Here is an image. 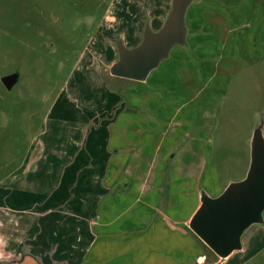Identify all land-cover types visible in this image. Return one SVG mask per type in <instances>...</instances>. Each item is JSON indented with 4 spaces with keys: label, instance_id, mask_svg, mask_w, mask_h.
<instances>
[{
    "label": "rangeland",
    "instance_id": "obj_1",
    "mask_svg": "<svg viewBox=\"0 0 264 264\" xmlns=\"http://www.w3.org/2000/svg\"><path fill=\"white\" fill-rule=\"evenodd\" d=\"M170 5L0 0V264H75L70 233L91 222L101 197L98 212L121 228L154 216L143 204L161 210L166 199L189 219L196 188L216 196L244 177L258 119L264 136V0H196L188 47H175L144 83L111 77L115 42L135 47ZM13 73L7 90L1 78ZM54 182L53 201L31 213L22 235L3 205L28 208ZM189 238L206 264L220 261L190 230ZM242 245L225 264H264V225Z\"/></svg>",
    "mask_w": 264,
    "mask_h": 264
},
{
    "label": "water",
    "instance_id": "obj_2",
    "mask_svg": "<svg viewBox=\"0 0 264 264\" xmlns=\"http://www.w3.org/2000/svg\"><path fill=\"white\" fill-rule=\"evenodd\" d=\"M196 0H171L168 14L159 29L144 26L141 41L127 48L121 40L115 42L117 60L109 66L113 78L143 83L150 73L167 60L175 47L187 46L186 14ZM19 75L1 78L11 90ZM249 161L246 173L239 181H231L216 196L198 187L199 205L188 221V229L220 261L242 251V236L254 225H264V136L258 119L248 140Z\"/></svg>",
    "mask_w": 264,
    "mask_h": 264
},
{
    "label": "crops",
    "instance_id": "obj_3",
    "mask_svg": "<svg viewBox=\"0 0 264 264\" xmlns=\"http://www.w3.org/2000/svg\"><path fill=\"white\" fill-rule=\"evenodd\" d=\"M188 13L186 14L187 29ZM188 36L189 35L187 34V43ZM226 62L228 67H230L231 63L228 61ZM73 154L74 153L71 154L70 160L67 159L66 162L62 164V167H65L70 163L75 155ZM10 177L14 178V173L10 174ZM61 182L62 181H60V183ZM60 183H52L50 188L46 189L44 193L41 194L44 196L39 197V199L36 198L37 200L32 199V203L28 208L25 207L24 209L18 210L3 205V209L10 214L9 220L7 221H17L18 224L20 223L19 226L23 228L22 235L24 231L28 233V223L31 220V213L35 209L45 206L49 201H53V198L51 199V197H53L59 190ZM19 188L20 186H10L11 191H17ZM102 189L104 190L103 186ZM151 192L152 190L147 194L148 196L151 195V197H153ZM195 193L197 209L199 205L198 188H196ZM158 198L159 196L155 197L153 200H158ZM161 199L162 198H160L159 201ZM101 202L102 197L98 201L96 214L91 218V222L80 226V228L78 227V229L72 230L70 233L72 238L69 241L70 251L74 254L75 264H206L205 255L191 252L194 250H190L192 247L190 248L191 243L189 241V230L187 226L190 218L187 219L181 215H174V213L169 210V204H167V202L170 203V201L168 199H166L165 202L166 206L161 210L156 209L155 211L150 208L152 206L143 204L149 212L155 213L154 216L145 219L142 218L139 221H128L124 228H121L122 224L114 226L113 222L108 219L109 215L106 219L105 214L101 215L98 212ZM1 208L2 206H0V209ZM41 217L48 218V215L42 214L38 216L39 220ZM118 221L119 220H115L114 222ZM124 223L125 221H123V224ZM11 226L14 227V225ZM25 228L26 230H24ZM61 228L62 227H59L60 230ZM60 230L56 231V237H59ZM16 237V235L12 234L8 239L13 242L16 240V243H18ZM16 243H13L12 245ZM6 245H8V243ZM62 246H64L63 242ZM22 249L24 250V247H22ZM3 251L4 252H0V255L8 253V250ZM14 251L15 250L11 251V253ZM51 255L52 258H57L56 253L52 252ZM25 259L26 262H24ZM33 260L34 259L31 257H24L21 259V263L34 264L35 262ZM10 261L11 263H14L13 259H10ZM214 264H225V261H218Z\"/></svg>",
    "mask_w": 264,
    "mask_h": 264
},
{
    "label": "flooded vegetation",
    "instance_id": "obj_4",
    "mask_svg": "<svg viewBox=\"0 0 264 264\" xmlns=\"http://www.w3.org/2000/svg\"><path fill=\"white\" fill-rule=\"evenodd\" d=\"M192 5V4H191ZM188 47V46H187ZM186 48V47H185Z\"/></svg>",
    "mask_w": 264,
    "mask_h": 264
}]
</instances>
